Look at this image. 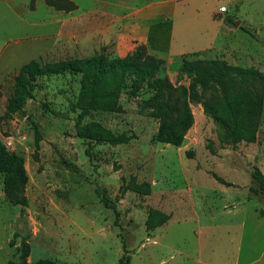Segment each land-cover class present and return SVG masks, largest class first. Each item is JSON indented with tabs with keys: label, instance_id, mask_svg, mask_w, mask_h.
I'll list each match as a JSON object with an SVG mask.
<instances>
[{
	"label": "rangeland",
	"instance_id": "1",
	"mask_svg": "<svg viewBox=\"0 0 264 264\" xmlns=\"http://www.w3.org/2000/svg\"><path fill=\"white\" fill-rule=\"evenodd\" d=\"M7 1L0 0V10ZM74 1L80 6L76 14L90 3ZM174 2L175 13L155 19L151 46L128 35L130 26L121 27L111 13L82 12L60 26V42L46 54H40L50 40L45 35L59 24L41 25L44 10L14 0L19 24L0 15V140L21 158L25 176L22 200L14 203L4 195L5 173H0V264H119L122 256L129 257L126 264H264V194L251 190L257 187L252 167L264 174V100L255 141L234 147L220 141L200 103H191L193 122L175 146L156 139L159 122L149 109L122 96L119 111H92L86 119L133 137L93 144L87 155L86 141L74 135L76 111L70 103L76 101L79 75L70 73L38 77L22 111L2 117L13 74L30 59L51 63L100 50L121 57L143 44L163 58V73L173 84L187 82L177 73L183 58H220L264 74V0ZM222 5L225 11L219 10ZM214 19H223L227 29L216 32ZM130 176L148 182L150 192L124 189ZM98 193L118 211L116 222ZM150 208L169 219L147 230Z\"/></svg>",
	"mask_w": 264,
	"mask_h": 264
},
{
	"label": "trees",
	"instance_id": "2",
	"mask_svg": "<svg viewBox=\"0 0 264 264\" xmlns=\"http://www.w3.org/2000/svg\"><path fill=\"white\" fill-rule=\"evenodd\" d=\"M44 1L56 10L76 8L72 0ZM225 21L233 22L231 17H226ZM239 28L256 38L249 28L242 25ZM163 64V58L149 53L143 44L121 57L109 56L100 50L87 57L51 63L30 59L13 74V92L6 99L2 117L8 118L22 111L26 99L32 97L38 77L70 73L79 75L76 101L70 103L71 110L76 111L74 135L86 141L84 151L87 155L93 144L127 143L133 137L126 132L117 133L98 120L86 119L92 111H119L122 96L135 99L142 108L150 110L159 122L156 133L159 141L175 146L182 142L193 122L191 103L201 104L203 113L217 127L222 143L234 147L242 141H255L264 100L263 73L254 67L229 64L220 58H183L177 73L187 82L173 84L163 73ZM20 162L21 158L8 152L0 140V173H5L4 195L14 203L22 200L20 188L25 181ZM212 175L220 183L231 185L220 176ZM251 177L257 183V187L251 190L255 194H264V174L255 167L251 170ZM122 187L136 193L150 192L149 183L137 182L134 176H130ZM98 195L104 206L113 210L116 222L118 211L104 195ZM168 219L165 212L150 208L145 228L155 229ZM128 259L125 256L123 260L122 256L119 264H126ZM40 264L56 263L44 261Z\"/></svg>",
	"mask_w": 264,
	"mask_h": 264
},
{
	"label": "crops",
	"instance_id": "3",
	"mask_svg": "<svg viewBox=\"0 0 264 264\" xmlns=\"http://www.w3.org/2000/svg\"><path fill=\"white\" fill-rule=\"evenodd\" d=\"M13 1L14 0H8L6 2L5 8L3 10H0V15L11 24L18 25L20 21V17L18 14V7L16 6L15 3H12ZM28 1L30 2L31 7H34L35 9L41 8L42 10H44L46 17L45 19L43 18L42 21L40 22L41 25L49 26L53 24L56 25L59 24L54 33L45 35V39L48 38L50 40L46 41L41 45L42 51L40 54L49 53L56 46H58L60 42V26L66 21H68L69 18L78 16L82 12L88 13V12L100 11L101 13H111L114 16H116L115 21L120 23L121 27L130 26L128 35H131L132 38L137 39L138 43L145 42L148 43L149 46H151L150 43L151 28L155 22V19L156 20L159 19V17L157 16L163 14L164 15L173 14L175 13L176 10V4L174 0H128L126 2L127 3L126 9L129 8L131 12L126 17L123 13L125 10L124 0H116V1L109 0L101 3H100L101 0H90V3L84 9H81L82 12L76 14L78 13V11H80V6L74 0L73 1L76 4V8L69 11L68 13L54 9L52 6L47 5L44 0H33L32 3L31 0ZM166 21L161 20L157 23L162 24L163 22ZM213 21L215 22L213 23V26L216 29V32L220 30V28L222 27L226 28L223 19H214ZM123 34L124 32L122 30L118 34L119 44L124 42L123 37H121V35ZM129 51L131 50H128L127 52ZM184 52L185 51H180V53H184Z\"/></svg>",
	"mask_w": 264,
	"mask_h": 264
},
{
	"label": "built area",
	"instance_id": "4",
	"mask_svg": "<svg viewBox=\"0 0 264 264\" xmlns=\"http://www.w3.org/2000/svg\"><path fill=\"white\" fill-rule=\"evenodd\" d=\"M219 10H220V11H225V10H226V8H225V6H224V5H222V6H220V7H219Z\"/></svg>",
	"mask_w": 264,
	"mask_h": 264
},
{
	"label": "water",
	"instance_id": "5",
	"mask_svg": "<svg viewBox=\"0 0 264 264\" xmlns=\"http://www.w3.org/2000/svg\"><path fill=\"white\" fill-rule=\"evenodd\" d=\"M239 22H236L234 25L235 26H238ZM254 169V167H252V170Z\"/></svg>",
	"mask_w": 264,
	"mask_h": 264
}]
</instances>
